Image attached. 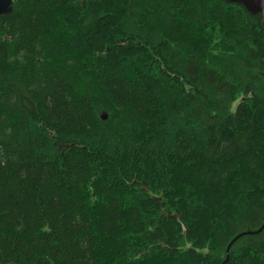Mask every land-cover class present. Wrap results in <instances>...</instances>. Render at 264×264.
<instances>
[{
	"label": "trees",
	"instance_id": "1",
	"mask_svg": "<svg viewBox=\"0 0 264 264\" xmlns=\"http://www.w3.org/2000/svg\"><path fill=\"white\" fill-rule=\"evenodd\" d=\"M0 263L264 264L260 15L224 0H13Z\"/></svg>",
	"mask_w": 264,
	"mask_h": 264
},
{
	"label": "water",
	"instance_id": "2",
	"mask_svg": "<svg viewBox=\"0 0 264 264\" xmlns=\"http://www.w3.org/2000/svg\"><path fill=\"white\" fill-rule=\"evenodd\" d=\"M227 3L242 6L248 13L252 15L259 14L264 28V0H224ZM13 8V0H0V17H7ZM101 119L105 120L106 115L103 113ZM1 264V263H0ZM14 264V263H8Z\"/></svg>",
	"mask_w": 264,
	"mask_h": 264
},
{
	"label": "rangeland",
	"instance_id": "3",
	"mask_svg": "<svg viewBox=\"0 0 264 264\" xmlns=\"http://www.w3.org/2000/svg\"><path fill=\"white\" fill-rule=\"evenodd\" d=\"M236 106V103L232 105L231 110L233 111Z\"/></svg>",
	"mask_w": 264,
	"mask_h": 264
}]
</instances>
